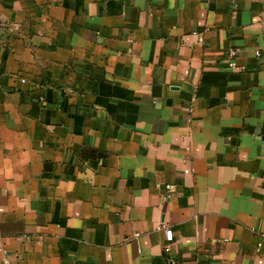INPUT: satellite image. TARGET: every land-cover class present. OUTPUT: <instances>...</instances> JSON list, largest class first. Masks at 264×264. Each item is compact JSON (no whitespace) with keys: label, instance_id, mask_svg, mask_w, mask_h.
Instances as JSON below:
<instances>
[{"label":"crops","instance_id":"crops-1","mask_svg":"<svg viewBox=\"0 0 264 264\" xmlns=\"http://www.w3.org/2000/svg\"><path fill=\"white\" fill-rule=\"evenodd\" d=\"M6 257L264 264V0H0Z\"/></svg>","mask_w":264,"mask_h":264},{"label":"built area","instance_id":"built-area-1","mask_svg":"<svg viewBox=\"0 0 264 264\" xmlns=\"http://www.w3.org/2000/svg\"><path fill=\"white\" fill-rule=\"evenodd\" d=\"M237 50L236 48H229L228 51H227V66L230 68V69H239V70H243L244 67L243 66H240L236 63L235 61V58L237 56ZM255 55L256 56H260L261 53L259 50H256L255 51ZM164 188H165V192L163 193L162 195V199L165 201V200H168L170 199L174 193L176 192L177 190V186L175 183L173 182H167L164 184ZM164 232H165V238L167 241H171L172 240V232H171V229L169 227H164ZM261 245V242L258 243V246ZM164 250L165 251H168L169 250V246L166 245L164 247ZM172 263H174L175 261L174 260H170ZM3 264H11L9 259L6 257L4 258L3 260Z\"/></svg>","mask_w":264,"mask_h":264}]
</instances>
